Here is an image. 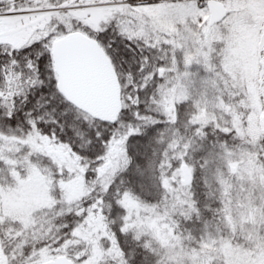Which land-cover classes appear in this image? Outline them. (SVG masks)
Returning a JSON list of instances; mask_svg holds the SVG:
<instances>
[{"label":"snow or ice","instance_id":"6c2138e0","mask_svg":"<svg viewBox=\"0 0 264 264\" xmlns=\"http://www.w3.org/2000/svg\"><path fill=\"white\" fill-rule=\"evenodd\" d=\"M0 264H264V0H0Z\"/></svg>","mask_w":264,"mask_h":264}]
</instances>
